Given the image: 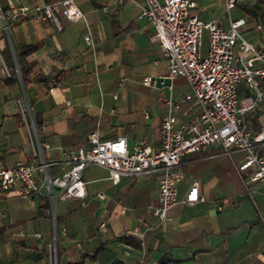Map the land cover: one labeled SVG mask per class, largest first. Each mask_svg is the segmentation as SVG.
I'll use <instances>...</instances> for the list:
<instances>
[{
	"label": "crops",
	"instance_id": "crops-1",
	"mask_svg": "<svg viewBox=\"0 0 264 264\" xmlns=\"http://www.w3.org/2000/svg\"><path fill=\"white\" fill-rule=\"evenodd\" d=\"M47 1L0 0V9ZM76 1L92 30L94 54L82 39V21H68L60 13L59 27L30 10L10 24L7 32H0V51L7 48L13 59L14 50L22 44L38 43L31 55L32 78L25 87L17 65L15 79H4L8 71L0 54L3 164L39 161L32 155V140L20 112L24 99L30 116L28 99L32 110L44 119L41 143L48 146L43 149V159L49 172L56 175L68 167L65 150L85 145V135L91 129H96L101 139L124 135L128 149L140 138L156 147L159 118L166 109V84L171 85L173 95L188 89L180 76L154 86L140 83L145 74H164L166 66L157 42L151 38V26L137 17L138 6L133 1ZM195 1L194 13L214 20L210 8L224 3ZM255 22L245 20L241 32L264 50V27L256 30ZM248 92L242 84L238 85V98ZM194 109L182 104L176 112L177 120H184ZM144 110L147 116L143 115ZM246 124L251 132L264 130V100L247 113ZM256 150L264 153V149ZM239 155L234 154L233 160ZM233 160L224 155L184 154L183 178L177 183L178 201L168 209L166 220L158 229L151 228L154 219L147 207L155 201L156 182L144 174L121 176L114 184L105 168L86 166L81 173L84 197L56 200L54 219L45 195L20 196L15 190L0 191V264H38L48 256L50 243L59 264H134L140 255L137 233L143 227H149L142 239L143 264H264V181L249 183L254 190L250 198ZM193 180L198 181L203 200L182 202ZM98 193L103 195L99 197ZM101 222L104 226L99 230ZM61 229H65L64 234ZM18 231L25 236H18ZM33 233H39V237H33Z\"/></svg>",
	"mask_w": 264,
	"mask_h": 264
},
{
	"label": "built area",
	"instance_id": "built-area-1",
	"mask_svg": "<svg viewBox=\"0 0 264 264\" xmlns=\"http://www.w3.org/2000/svg\"><path fill=\"white\" fill-rule=\"evenodd\" d=\"M131 1L138 6L137 17L144 18L151 26V38L157 42L166 66L164 74H145L140 83L154 86L164 79L171 81L180 76L188 89L173 95L171 85L166 84V109L159 118V142L154 148L140 138L128 149L124 135L101 139L97 130L93 129L86 133L85 145L65 150L68 167L54 176L49 175L43 155L38 162L33 159L16 160L11 164L0 162V191L15 190L20 196L31 193L45 195L50 203L52 219L56 200L84 197L81 173L88 165L105 168L107 177L114 184L121 176L144 174L152 177L157 192L155 201L147 207L154 219L153 229L159 228L166 220L168 209L178 201L177 183L183 178L181 157L186 153L204 157L224 155L232 160L233 155L239 153L238 158L232 161L233 167L250 198L254 190L249 183L264 181V153H258L255 146L256 143L264 145V130L251 132L246 124L247 113L264 99V50L247 40L239 30L245 24V18L231 15L234 0H224L226 28L219 27L214 19H203L192 13L195 0ZM30 10L38 18H49L58 27L59 13L68 21L81 20L82 39L94 54L92 30L76 0L8 6L0 9V27L7 28V22L25 17ZM263 27V21L254 23L256 30ZM203 31L206 34L204 48ZM51 80L57 82L54 78ZM239 84L249 91L241 98L237 97ZM111 95L116 96L115 92ZM184 103L195 109L184 120L178 121L176 112ZM143 115L147 116V111L144 110ZM40 145L41 150L48 146L46 142H40ZM214 146L216 149L210 150ZM32 155H36L34 149ZM97 195L101 197L103 194ZM201 200L203 196L198 192V181L193 180L181 201L195 203ZM103 226L102 222L99 223L98 229ZM148 229L143 227L137 233L140 255L134 264H143L142 239ZM61 233L64 234L65 229H61ZM17 235L25 236L22 231H18ZM32 236L38 238L39 233ZM38 264H56L55 253L52 256L49 251L48 256L40 259Z\"/></svg>",
	"mask_w": 264,
	"mask_h": 264
},
{
	"label": "trees",
	"instance_id": "trees-1",
	"mask_svg": "<svg viewBox=\"0 0 264 264\" xmlns=\"http://www.w3.org/2000/svg\"><path fill=\"white\" fill-rule=\"evenodd\" d=\"M255 3L261 4L264 6V0H256ZM13 21L7 22V27H9L10 24H12ZM4 30L3 28L0 27V32L2 33ZM38 43H29V44H22L19 50H14V59L11 56V53L9 50L6 48L4 50L0 51L1 57L3 59V63L8 71V76L4 79L6 80H12L15 79L16 74H15V65H17L18 72L20 74V78L22 81L23 86L25 87L26 84L31 80L32 76H30V73L33 72V66H34V60L31 57L32 53L35 51L37 48ZM55 78L57 79L58 76L56 75ZM28 105L31 110V118L35 127V131L38 137V141H42V127L44 126V119L41 116V114L37 111L32 110L31 108V100L28 99ZM19 115V114H18ZM257 127V125H255ZM92 130V129H91ZM89 130V131H91ZM256 148L258 150L264 149V145H260L256 143ZM44 150L42 149V155H43ZM48 173L50 176H54V173H50L49 170L47 169ZM59 220V215L55 214V222L57 223ZM57 240V237H56ZM56 264H59L58 261V254L56 253Z\"/></svg>",
	"mask_w": 264,
	"mask_h": 264
},
{
	"label": "rangeland",
	"instance_id": "rangeland-1",
	"mask_svg": "<svg viewBox=\"0 0 264 264\" xmlns=\"http://www.w3.org/2000/svg\"><path fill=\"white\" fill-rule=\"evenodd\" d=\"M256 0H234V5L230 9L231 15L238 16L242 15L244 16L245 20H252L253 21H263L264 22V6L261 4L255 3ZM197 12L196 10H191L192 13ZM210 15L215 17V21L219 27L226 28L227 27V13L224 8V3L223 5H214L210 8ZM243 26V25H242ZM242 26L239 27V30H241ZM206 45V34L205 31L202 32V46L203 48ZM264 100V99H263ZM22 111V114L27 122V129L29 130L28 132L30 133V137L32 140V151L34 149L35 156L37 159H40L42 157V150H41V145L40 142L38 141V137L35 131V128L30 125L28 121V110H27V99H24L23 104H21L20 112ZM85 170V169H84ZM50 253L53 256L54 253V248L53 244L50 243Z\"/></svg>",
	"mask_w": 264,
	"mask_h": 264
},
{
	"label": "water",
	"instance_id": "water-1",
	"mask_svg": "<svg viewBox=\"0 0 264 264\" xmlns=\"http://www.w3.org/2000/svg\"><path fill=\"white\" fill-rule=\"evenodd\" d=\"M4 30L7 32V28H4ZM17 74H18V70H17ZM27 110H28V113H29V122L31 123L32 127L35 128V127H34V124H33V121H32V118H31V116H30V112H29L28 107H27Z\"/></svg>",
	"mask_w": 264,
	"mask_h": 264
}]
</instances>
